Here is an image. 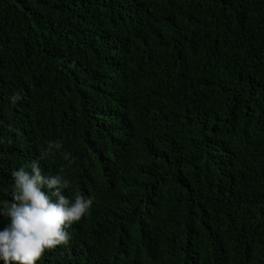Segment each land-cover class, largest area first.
Here are the masks:
<instances>
[{
	"label": "trees",
	"instance_id": "1",
	"mask_svg": "<svg viewBox=\"0 0 264 264\" xmlns=\"http://www.w3.org/2000/svg\"><path fill=\"white\" fill-rule=\"evenodd\" d=\"M49 141L37 264H264V0H0V203Z\"/></svg>",
	"mask_w": 264,
	"mask_h": 264
},
{
	"label": "clouds",
	"instance_id": "2",
	"mask_svg": "<svg viewBox=\"0 0 264 264\" xmlns=\"http://www.w3.org/2000/svg\"><path fill=\"white\" fill-rule=\"evenodd\" d=\"M61 147L59 141H49L30 168L21 166L11 172V202L0 203V215L10 221L0 230V259L5 264H37L46 251L68 245L72 237L67 229L90 213L92 197L77 191L73 200L64 194L71 182L63 168L45 174L41 167V160ZM61 155L70 157L66 152Z\"/></svg>",
	"mask_w": 264,
	"mask_h": 264
}]
</instances>
